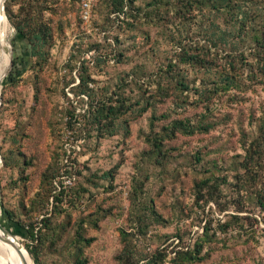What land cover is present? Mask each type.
I'll return each mask as SVG.
<instances>
[{
  "label": "rangeland",
  "instance_id": "rangeland-1",
  "mask_svg": "<svg viewBox=\"0 0 264 264\" xmlns=\"http://www.w3.org/2000/svg\"><path fill=\"white\" fill-rule=\"evenodd\" d=\"M44 1L4 0V15L7 5L23 20L28 3ZM157 1L134 0L125 16L111 12L108 0H92L84 22L81 0H56L42 10L51 39L33 56L6 16L0 229L24 264H35L25 245L39 264H264V210L254 194L264 187V164L261 173L242 166L257 135L264 77L253 78L245 65L240 89L215 93L225 86L223 65L236 40L228 35L214 46L210 31L230 29L229 20L209 11L179 14L177 0ZM239 47L256 72V44ZM183 52L206 62L184 63ZM80 75L89 94L79 93ZM150 95L153 105L141 111ZM122 99L127 112L97 130L90 104ZM174 120L209 128L175 130L157 154L149 139ZM68 177L71 187H55ZM204 178L214 187L197 199L195 183ZM46 213L45 229L31 240L27 227ZM185 252L195 259L180 262Z\"/></svg>",
  "mask_w": 264,
  "mask_h": 264
},
{
  "label": "trees",
  "instance_id": "trees-1",
  "mask_svg": "<svg viewBox=\"0 0 264 264\" xmlns=\"http://www.w3.org/2000/svg\"><path fill=\"white\" fill-rule=\"evenodd\" d=\"M32 2L33 0H29ZM56 0H45V5L40 6V3L37 5L40 6L39 14L35 20V11H37V5L33 8L30 3L27 4L25 13L23 15V20L19 19L15 21L11 16V11L9 7L5 6V14L8 20L14 25L16 31L21 34V36L26 39L29 43L30 54L31 56L36 54H42L44 46L51 39V30L47 20L43 17L42 10L48 9L52 10L51 5ZM134 0H108V5L111 12L116 13L117 15L123 14L126 16L127 8L131 6ZM157 1V0H156ZM159 2V1H157ZM179 2L178 13L186 14L191 13L195 10L200 12H215L216 14L221 15L223 18L229 20L230 29L222 28L216 25V28H212L210 31V36L212 38V43L214 46L218 44H224L227 40V36L234 35L236 42L233 47V55H229L227 61H225L223 67H226L230 72L226 71V82L224 87H219L216 89L215 93L219 91H227L229 87L236 86V89L239 88L240 78L244 75L243 68L245 65H249V69L253 78H263L264 77V0H177ZM51 3V4H49ZM34 4V3H33ZM25 8V7H24ZM79 18L80 13H79ZM33 21V26L29 27V22ZM249 40L256 44L257 48V60L256 64L259 68L256 72H252L253 66L248 63L243 56V51H240V42ZM185 54L181 55L180 61L184 63L196 64L201 62L204 64L206 59L202 60L199 56L194 54H189L188 52H183ZM173 65H171L172 67ZM222 77V76H221ZM80 80V94H89L88 85L84 82L83 75L79 76ZM12 82V81H11ZM184 88H188L187 84L183 82H178ZM82 86L84 88H82ZM228 87V88H227ZM225 88V89H223ZM157 90L162 94L161 96L168 95L166 89L163 86L158 85ZM155 91H153L154 94ZM153 95H150L146 103L141 106V111L146 110L147 108L153 105ZM130 105H127L125 99H122L117 105H111L106 102H99L96 104H90V107L87 110V114L92 117V122L97 130L102 128H107V125L113 122L120 114L127 112ZM140 114V113H139ZM257 126V135L251 139L248 144L244 147V157L242 160V166L247 174V172H260L261 166L264 164V99L260 103V114L256 120ZM165 130L164 135H158L150 137L149 142L153 146L157 154L161 151V144L165 136L169 134L173 135L175 130H182L184 133L192 134L195 131L206 132L209 128L208 124L202 125H187L181 120L172 121L170 127L164 126ZM109 133H112L109 130ZM119 164H115L111 169L107 171L110 179L114 177L113 172L118 168ZM251 176V175H250ZM63 181L59 183L54 181L55 187H71V185H62ZM214 187L213 183H209L208 178H204L199 182L195 183V193L196 198L200 199L202 197V190L209 192L210 188ZM256 201L259 206L264 210V187L257 190L255 193ZM45 199H48V193L43 194ZM53 196V195H52ZM55 198V196H54ZM8 214L12 217V214L8 211ZM48 214H43L42 217L38 218L36 225L27 227L28 238L33 241H36L40 238V230L45 229ZM21 224V223H20ZM93 238H89L84 241L83 246H87ZM80 242V241H78ZM26 249L32 255V259L35 264H39L38 258L33 254L32 247L25 245ZM197 251V250H196ZM186 256L184 259H181L180 262L189 261L195 259L194 252H185Z\"/></svg>",
  "mask_w": 264,
  "mask_h": 264
},
{
  "label": "bare ground",
  "instance_id": "bare-ground-1",
  "mask_svg": "<svg viewBox=\"0 0 264 264\" xmlns=\"http://www.w3.org/2000/svg\"><path fill=\"white\" fill-rule=\"evenodd\" d=\"M4 0H0V82L10 61L9 23L3 11ZM0 264H24L14 253L10 243L0 229Z\"/></svg>",
  "mask_w": 264,
  "mask_h": 264
},
{
  "label": "built area",
  "instance_id": "built-area-1",
  "mask_svg": "<svg viewBox=\"0 0 264 264\" xmlns=\"http://www.w3.org/2000/svg\"><path fill=\"white\" fill-rule=\"evenodd\" d=\"M91 5H92V0H81V12H80V17L84 22L89 21L91 17ZM69 154L70 151L69 149L67 150ZM71 178H67L66 180H63L64 185H69L71 184Z\"/></svg>",
  "mask_w": 264,
  "mask_h": 264
},
{
  "label": "water",
  "instance_id": "water-1",
  "mask_svg": "<svg viewBox=\"0 0 264 264\" xmlns=\"http://www.w3.org/2000/svg\"><path fill=\"white\" fill-rule=\"evenodd\" d=\"M25 249V248H24Z\"/></svg>",
  "mask_w": 264,
  "mask_h": 264
}]
</instances>
